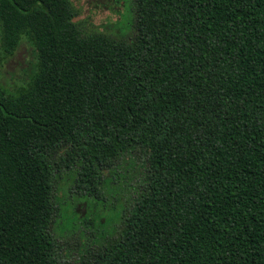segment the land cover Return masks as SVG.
<instances>
[{"label":"trees","instance_id":"obj_1","mask_svg":"<svg viewBox=\"0 0 264 264\" xmlns=\"http://www.w3.org/2000/svg\"><path fill=\"white\" fill-rule=\"evenodd\" d=\"M132 1L112 39L70 0H0L2 50L37 60L0 87V264H68L58 179L100 201L131 166L133 204L84 264H264V0Z\"/></svg>","mask_w":264,"mask_h":264},{"label":"rangeland","instance_id":"obj_2","mask_svg":"<svg viewBox=\"0 0 264 264\" xmlns=\"http://www.w3.org/2000/svg\"><path fill=\"white\" fill-rule=\"evenodd\" d=\"M70 1L79 13L75 21L84 33L104 34L112 39L133 36L132 0ZM36 62L35 51L25 38L12 55L5 53L0 46V87L17 94L29 83ZM130 164L129 162L127 165ZM121 172L124 174L125 170ZM120 174L114 176L105 172V177L111 179V183L106 186L104 198L100 201L77 194L73 189L72 174L64 173L58 179V206H69V209L66 214L59 211L53 224V232L60 242L62 259L68 264H84L82 256L87 245L97 240L101 234L120 228L118 216L133 204L130 197L135 183L133 166L129 167L125 177ZM128 174L130 178L127 177Z\"/></svg>","mask_w":264,"mask_h":264}]
</instances>
